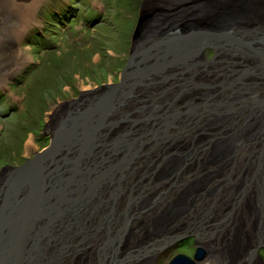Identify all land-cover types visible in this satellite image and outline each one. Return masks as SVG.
<instances>
[{"label":"bare ground","instance_id":"bare-ground-1","mask_svg":"<svg viewBox=\"0 0 264 264\" xmlns=\"http://www.w3.org/2000/svg\"><path fill=\"white\" fill-rule=\"evenodd\" d=\"M177 1L180 3L193 1L192 3L196 5L194 8H196L199 15L205 14L204 11L208 9L205 8V6H200H203V4L207 3L206 1L209 0ZM225 2H229V5L236 6L234 3L239 2V0H211L210 5L215 4L216 8L222 12L224 9L221 8V6L225 4ZM248 2L252 1L248 0ZM43 3H45V1ZM43 3H41V0H14L17 21L11 24L5 21L4 25L0 26V86H4L7 82V79L3 78L2 74L8 70H12V66L15 65V61H18L19 57L14 53L10 54L9 41H12L13 38L18 37L20 34L25 36V34L30 33L32 29L37 30L40 28L35 19L38 14L35 18L33 16L37 12V9L41 7L40 4ZM229 8L233 13L234 8L232 6H229ZM210 9H212V7H210L207 12H209ZM170 11L171 9L164 11L163 16L166 19L168 18ZM236 11L238 10L236 9ZM172 13H174V9L172 10ZM252 15L255 16L254 13ZM158 16L160 17V14H158ZM231 16L233 17L234 15L231 14ZM245 17L246 14H240L239 18L241 21L238 22L239 29L236 28L237 30L235 31H241L242 28L245 30H242L245 34V32L249 30L250 24L254 25V23H243L242 20ZM209 21H205V23L210 27H213L210 29L219 28L217 25L222 23L219 19H210ZM236 22L237 21L231 23L229 27H232ZM258 31L259 30H257V32ZM257 32H253V34H256ZM243 38L254 40V38H251V34H247L246 37L242 36V39ZM256 45H258V49L260 47L261 50H264V45L257 43ZM251 46L252 48H249V52H251V54L259 51L254 47L255 43ZM263 52L264 51H261L258 54H262ZM236 53L238 52H235V54H232V57H230L229 63L232 68L229 70L234 71L236 69V74L238 75L237 71L240 70V65L244 64L240 62L237 65L235 64V61L239 60ZM248 55L251 56L250 54ZM207 60H209L208 63H216L213 62V59L211 58H208ZM251 61L254 65L258 64V61L255 58H253V60L251 59ZM11 62L13 64H10ZM223 67L225 68L219 70L217 65H210V69L208 68L209 72L205 73L209 78H203V76L200 77V74L198 76L200 78H198L194 74V70L196 68L192 69V71H187L181 70L178 67L180 73H184L179 83L183 84L182 82L184 79H193V81H195L194 83L190 81L192 93L199 92L201 98L208 97L211 103L219 97L215 105H213L214 108L208 106H196V108L194 106L192 107V112L190 114V112H187V110L183 107L185 102L190 98H181L183 103H178V101H182L181 99H178L168 108H160L159 111L162 112V115L160 114L162 119H159L155 115L152 119L137 123L135 131L133 126L132 131L129 133L127 131L124 132L123 130L121 133L114 136H112V134L107 135L110 142H101L98 144L94 151L98 149L96 155H99L107 160V164L110 162L114 164H121L124 167H126V165L129 166V170L126 171V186L123 187L124 189L122 194H135L139 193L140 189H143L147 195L146 197H156L159 200H157L158 202H153V200L149 203H145L142 200L139 205L137 204L136 213L129 222L125 221L128 219V217H125L118 223L113 224L112 222H109L103 229H99L97 231L94 229L87 230L86 235L90 234V241L88 242L87 248L81 252L77 251L78 249L75 247L73 249L59 248L60 253L63 255V257L60 258L63 259L60 260V264H109L106 257L108 256L107 258L110 260L112 253H114L113 255H118L117 253L124 255V253L126 254L133 250L135 251L134 256L136 257H134V259L127 264H152V260L160 251L175 244L174 241H171L174 239H176L178 243H181L184 240L189 241L191 239L195 245L197 244L198 246L204 248L206 252L203 259L199 262L193 260L195 264H256L253 262V258L257 257H260L262 263L264 264V259L260 252L261 249H264V101L262 100L264 99V71L261 72L259 68V71H253V73H250L249 77L244 79L243 85L246 84V80L249 82L254 80L255 86H252L253 83H250L242 87L241 83H232L236 80L234 72H227L228 67L225 64ZM7 74L9 73L7 72ZM179 78L180 77L178 76L176 78L174 77V80L179 81ZM160 79H162V77H160ZM197 79L202 80L204 83L196 81ZM178 81L174 83H177ZM213 81L215 83H213ZM224 81L228 83L231 82L232 85H234L223 90L222 87L224 88L225 86ZM159 83L160 81L157 82V84ZM216 83L222 85L221 89L223 92L220 95L214 93V90H210L211 88H215ZM170 84V82L167 83V81H165L157 86L168 87L171 86ZM187 84L185 83V85ZM216 88L218 89H215L218 91L217 93L222 91L218 85ZM93 89L95 88H92V90ZM92 90L88 91L92 92ZM128 90L131 92L133 91L134 93H127V95L124 94L123 97L126 99L122 108L124 111L132 110L136 105L145 104L144 102L147 103L149 101V95H153L154 92L147 91V86L143 89L136 85H133L132 88ZM228 93L232 96H229ZM245 93V96L241 95ZM155 95L156 96H153L151 99L156 97L158 98L162 95V93H156ZM83 100L82 102H85ZM93 102V99H88L87 103H85L87 105L89 103L92 104ZM150 103L151 104H148L149 106H153V109L159 105L157 103L152 104L153 102ZM219 103H221V105H219ZM190 104L194 105V103L191 102ZM83 105L81 108L87 109L84 108L86 105ZM222 105H230L232 110L228 112ZM63 108L64 106L58 104L57 118L52 117L51 119L54 120L48 121L49 125H51L46 127V135L49 137L52 133L63 136L58 140L65 138L68 134L74 135L76 132L79 133L80 131H85L86 129V127H82L81 125L76 126L81 124V122L78 124L70 123V121H73V118H70V121L67 119L72 117L70 113L72 108ZM178 108L180 109L178 110ZM62 110L65 111L66 114L62 115ZM198 110H200V112L194 116ZM81 111L84 112L83 110ZM120 112L122 111L119 110L117 113L120 114ZM148 112L154 111L149 110ZM103 120L109 121L110 118L106 117ZM159 120L165 124V128L159 137L160 141L157 140L158 138H155V140L148 138V133L150 130L157 127L156 122ZM101 122L103 121H100V123ZM96 124H99V122ZM82 125H85V123ZM160 130L161 129H159V133L161 132ZM118 138L119 140L117 141ZM95 140H98V138L94 139V142L98 143ZM109 140L107 139V141ZM140 140L142 142L144 141V143H141ZM48 141L49 143L52 142L50 139H48ZM73 142L75 143L74 140ZM117 147L121 148L122 151L117 150ZM151 148L152 151H148ZM227 153L228 157L222 156ZM253 156L255 158H253ZM32 157L33 155L31 158ZM220 157L223 158L224 161L230 157L229 163H233L232 168L223 169L227 166L223 164L224 162L219 161ZM212 159L219 161L220 166H223L222 171L218 168L217 170L211 167L212 164H215ZM200 161H204V163L200 165L193 164L194 162ZM238 162L239 164L237 169L239 170L238 172H234ZM23 163L24 162H22V164ZM208 163H210V165H208ZM20 165L21 164L18 166ZM64 166L65 165L62 167ZM200 166L201 168L196 170ZM253 166L257 167L256 170L252 169ZM2 167L3 166L1 165L0 171H6V169H2ZM60 167L61 166H59V168ZM150 167L152 170H150ZM52 168L53 167L50 166V169ZM103 169L113 170L110 165H105ZM104 170L103 172H105ZM114 170L117 171L116 169ZM134 170H139V173L144 177L141 178L140 174H134ZM141 170H143V172ZM219 172L230 173L232 176L236 175L238 179L236 182L229 185L226 182L224 184L223 180L215 184V179L220 174ZM65 173V170H62L59 174L61 175V178L67 182V184H70V188L72 184H79L82 181H88L90 184L83 183L85 185H89L88 187L93 185V182L89 181L87 179L88 176L86 175L84 177H78L73 181L71 176ZM221 175L223 176L225 174L222 173ZM114 176L115 173L109 174V178H114ZM1 177H4L2 173H0V190L7 184ZM159 177L162 179V182ZM89 178H91V175ZM128 182L129 185L127 184ZM222 184L224 187H222ZM110 186L112 185H94L97 191L96 194L102 195L101 192H104L103 189L105 190ZM82 187L83 186L79 188V186L77 187L76 185V188H78L77 194H79V190L83 189ZM203 187L206 189L204 198L205 202L203 204H200V206L189 204L188 207L183 206L177 209V203L173 202L176 198L173 196L176 195L177 197V195H179L182 197L183 195L184 197L179 200V202H183L186 197H189L188 201L190 203L195 199V192L193 190L199 188L201 189ZM111 188L112 187H110L108 191ZM165 190L172 191L167 193ZM221 190H224V192L227 190L224 193V196L222 195L218 198L217 202L216 200H212L214 197L213 191L218 192ZM191 191H193V193L190 194ZM80 197L85 200L87 198V194L81 193ZM110 197L111 196L108 194L104 195V198H107V200L110 199ZM223 197L226 199L229 198L227 200H231V198L234 200L235 197L237 198V201L234 200L232 202V209L231 206L229 207V204H226L227 202L225 201L227 200ZM101 198L103 199V197ZM126 198L127 197H124L122 199L125 200ZM122 199H119L118 201ZM123 202V200L119 202L120 207L125 209L126 205ZM169 205L170 207H168ZM94 208H97V205H95ZM146 208L147 210H145ZM209 210H211V213H207L210 212ZM180 211V216H182L178 217L180 220L176 219L177 221L175 220L176 222H174L169 229H166L165 231L163 227L164 223L173 219L175 215H177L176 212L179 214ZM96 212L97 211L94 213ZM119 212L120 211H118V213ZM50 216L57 219V215ZM223 216H226L225 220L219 223L218 220ZM103 222L105 223L106 221L103 220ZM47 223L48 222H46L45 226L51 228H55L58 225L57 220L48 224ZM28 224L29 223L27 221L25 224L18 227L20 231H18L19 234H17L16 238L22 237V230H24V228L26 229L25 226ZM148 226L150 227L148 230L149 234L146 231ZM156 227H158V231L155 230ZM31 228L36 231L41 229L38 227V224L34 227L31 226ZM5 229L6 226L4 227L2 225L1 232ZM179 230L181 231L179 232ZM51 231H53V229H51ZM78 231L82 232V229H79ZM1 232L0 246L6 244V241L4 240L5 235H2ZM95 232H99V235L95 234ZM33 234H35V231H33ZM106 234H110L111 238L118 237V235L121 234V239H119L118 242L116 241L117 248L115 252H110L112 242L108 240L110 238L106 237ZM187 234L190 236L184 239ZM18 242L20 243V241ZM27 242H21V247H27ZM160 242L164 245L163 248L159 249V251L149 252L152 243L158 246L162 245ZM31 243H29V246ZM137 246L140 248L135 249ZM144 246L148 247L146 248V253L139 252L137 255L136 252L143 250L141 248ZM257 246H259V248ZM16 247H18V245H16L15 248ZM75 254L77 256H75ZM179 254L181 255V253ZM2 255H0V257ZM4 257L2 256V258ZM104 257L105 262L107 263H103Z\"/></svg>","mask_w":264,"mask_h":264},{"label":"water","instance_id":"water-1","mask_svg":"<svg viewBox=\"0 0 264 264\" xmlns=\"http://www.w3.org/2000/svg\"><path fill=\"white\" fill-rule=\"evenodd\" d=\"M251 1L252 2H248V0H239V2L234 3L236 6L229 5V2H225V4L221 6L224 10L220 12L219 9L216 8L215 4L210 5L211 0H209L205 3L209 4L208 6L205 4L200 6H205V8L208 9L212 7L209 12H207L208 9L206 11L199 10L204 11L205 14L203 15H199L197 13L196 8H194L196 5L192 3L193 1L186 2L183 5V7L188 10V18H185V22L190 21V24L187 22V25H179L178 28L170 32L167 27L168 24L165 22L166 25L164 30H162V32H157L156 30L153 34H146L142 23L147 20L148 17H153L156 20L159 19L158 16L155 17L157 11L146 15V1L143 2V6L140 8L138 25L135 30V34L133 35L129 57L125 63L126 65L120 72L118 82L110 85H102L92 90V92H81L76 99L62 104V106L66 109L72 108V110H70L72 117H69L67 120L70 121V118H73V121H70V123L78 124L81 122V124L76 126L81 125L82 127H86L85 131L82 130L79 133L76 132L74 135L68 134L65 138H62L64 141L62 139L58 140L63 137L62 135L52 133L50 135L52 142L49 146H47V148L41 152L35 153L32 158L26 159V161H24V163L20 166L2 167V169H6V171H0V173L4 175V177L1 178H3V181L7 184L5 186L6 190L5 187L0 190V232L2 225L4 227L6 226V229L1 232L2 235H5L4 240L6 241V244L0 246V255L3 254L2 256H5L4 258H2V256L0 257V264H60V260H63L60 258H62L63 255L60 253L59 248L73 249L75 247L78 249L77 251L81 252L87 248L88 242L90 241V234L86 235L87 230L94 229L97 231L99 229H103L109 222H112L113 224L118 223L125 217H128L125 221L129 222L136 213L137 204L139 205L142 200L145 203H149L153 200V202H156L159 200L156 197H146L147 195L143 189H140L141 193L122 194L124 189L123 187L126 186V171L129 170V166L126 165V167H124L121 164H114L110 162L107 164V160L99 155H96L98 149L96 151H94V149H96L98 144L101 142H110L107 135L112 134V136H114L121 133L123 130L124 132L127 131L129 133L132 131L133 126L135 131L137 123L152 119L155 115L159 119H162V112L159 111L160 108H168L178 99L190 98L185 102L186 106H183L187 112H190V114L192 112L191 109L194 106L213 107L219 97L211 103L208 97L201 98L199 92L192 93V89L182 90L176 95L169 96V92L175 88V84L172 83L170 88L157 86L165 81H167V83H171L175 81L174 77L176 78L177 76L180 77L179 81L176 80L178 81L176 83L179 84L178 86H183L185 83H190V81L192 83L195 82L193 79H184L182 82L183 84L179 83L184 73H180L178 67L181 70L187 71H192V69L196 68L194 70V74L197 77L200 74V77L203 76V78H209L205 73L209 72L210 65H217L219 70H222L225 68L223 67L225 64L228 67L227 72H234V76H236V80L232 83H241L242 87L253 83L252 86H255L254 80L252 82L246 80L245 85H243V81L246 77H249L250 73H253V71H259V68L261 72L264 71V52L262 54H258L264 50H261L260 47L258 49V45H256V43L264 45V0ZM229 6L234 8L233 13L230 11ZM236 9L238 11H236ZM253 13L255 16L252 15ZM231 14L234 16L232 17ZM240 14H246V17L242 20L243 23H254V25L250 24L249 30H247L245 34L243 32L245 30L242 28L241 31L238 30L239 32L235 31L239 29L238 22L241 21L239 18ZM210 19H219L222 21L221 24L217 25L219 28L210 29L213 27H210L205 23V21H209ZM235 21L237 22L232 27H229V25ZM257 30L259 31L257 32ZM253 32L257 33L253 34ZM247 34H251V38H254V40L242 39V36L246 37ZM254 43V47L259 51L251 54V52H249V48H252L251 45H254ZM206 51L212 52L211 59H213V62L216 63H208L209 60L205 59ZM235 52H238L236 54L239 59L238 61H235V64L237 65L239 62L244 64L240 65V70L237 71L239 76L236 74L235 68L234 71L229 70L232 68L229 63L230 57H232V54H235ZM253 58L258 61L257 65L252 63L251 59L253 60ZM160 77H162V79H160ZM159 81L160 83L157 84ZM196 81L204 83L200 79H197ZM213 83L215 82L213 81ZM232 83L225 82L224 88L218 83H216V86L218 85L220 89L222 87L224 90L232 87L234 85H232ZM133 85L143 89L147 86V91H154L153 95H149V101L147 103L144 102L145 104L136 105L132 110L124 111L122 108L126 99L123 96L124 94L127 95V93H134L133 91L131 92L128 90L132 88ZM216 86L210 90H214V93L218 95L222 94V89L221 92L217 93L218 89ZM160 92L162 95L158 98L156 97L151 99L153 96H156V93ZM228 95L232 96L229 93ZM241 95L245 96L246 93ZM88 99H93L94 102L92 104H87V106L86 103ZM82 100L86 103L82 102ZM262 100L264 101V99ZM150 102H153L152 104L157 103L159 105L154 107V109L156 108L154 110L153 106H149V104H151ZM179 102L183 103V100L178 101V103ZM190 102L194 103V105L190 104ZM83 104L86 105L84 108L87 109L81 108ZM219 105H221V103H219ZM222 106L228 112L232 110L230 105ZM179 109L180 108H178V110ZM119 110L122 111L120 114L117 113ZM149 110L154 112H148ZM199 112L200 110H198L194 116ZM61 114L64 115L66 112L62 110ZM106 117H109L110 120L104 121L103 119ZM100 121L103 122L100 123ZM97 122H99V124H96ZM83 123H85V125H82ZM156 123L157 127L150 130L148 133L150 136L147 135V137L152 138L153 140L158 138L157 140L160 141L159 137L165 128V124L161 120ZM50 125L48 123L46 127ZM159 129H161L160 133ZM96 138H98V140L95 141L98 143L94 142V139ZM107 139L109 141H107ZM118 140L119 138L117 141ZM141 143H144V141H141ZM152 148L148 151L151 152ZM116 149L122 151L119 147ZM107 155L109 156L108 153ZM222 156L228 157V153ZM212 160L215 164H212L211 167L215 169L218 168L220 171H222L223 166H220L219 161L224 162L223 164L227 166L223 169H231L233 166V163H229L230 157L225 159V161L221 157L219 161L214 159ZM193 164L200 165L201 163L194 162ZM238 164L239 162L237 163L234 172H238ZM63 165L65 166L62 167ZM105 165H110L113 170H104L103 168ZM208 165H210V163H208ZM50 166L53 168L50 169ZM59 166L61 167L59 168ZM199 168H201V166L196 170ZM256 168V166H253L252 169L256 170ZM62 170H65V174L70 175L73 181L78 177H84L86 175L88 176L87 179L93 182V185L88 187L89 185L83 184L88 183V181H82L79 184L76 183L75 185L71 183L72 185L70 188V184H67V182L61 178V175L59 174ZM103 170L105 172H103ZM150 170H152L151 167ZM141 171L143 172V170ZM110 173H115L114 178H109ZM133 173L137 175L140 174L139 170H134ZM219 173V175L217 173L218 176L215 179V184L223 180L224 184L226 182L229 185L236 182L238 179L236 175L232 176L230 173ZM222 173L225 175L222 176ZM90 175L91 178H89ZM140 175L141 178L144 177L142 174ZM160 181L162 182L161 178ZM127 184L129 185V182ZM76 185L77 187L79 186V188L83 186V189L79 190V194H77L78 188H76ZM94 185H112L110 186L112 188L108 191L110 187H105L106 189H103L104 192H101L102 195H99L96 194L97 191ZM222 187H224L223 184ZM165 191L170 193L172 190ZM193 191L195 192V199L190 203L188 201L189 197H186L183 202H179V200H181L184 196H173L176 198L173 202L177 203V209L183 206L188 207L189 204L200 206V204L205 202L204 198L206 189H204V187L201 189H194ZM193 191H191L190 194L193 193ZM226 191L227 190H225V192ZM213 192L214 197L212 200H216V202L217 199L222 195L224 196L225 193L224 190ZM81 193L87 194V198L85 200L80 197ZM106 194L111 196L110 199L107 200V198H104V195ZM101 197H103V199ZM124 197L127 198L124 200L122 199ZM119 199L124 201L123 203L126 205L125 209L120 207L119 202L122 200L118 201ZM95 205H97V208H94ZM168 207H170V205ZM94 210L97 212L94 213ZM116 210L120 212L118 213ZM145 210H147V208ZM209 211L210 212L207 213H211V210ZM176 213L178 217H182L180 216L181 211L179 214L178 212ZM50 215H57V219ZM54 220H57V227L51 228L45 226L46 222L50 223ZM103 220L106 222L104 223ZM27 221L29 224L25 226L26 229L24 228V230H22V237L16 238L17 234H19L18 231H20L18 227L25 224ZM37 224L38 227L41 228L38 230L39 232L31 228V226L34 227ZM51 229H53V231H51ZM79 229H82V232L78 231ZM33 231H35V234H33ZM95 234L99 235V232H95ZM188 236L190 235L187 234L184 239ZM106 237H109L110 239H106L112 242L110 252H115L117 248L116 241L118 242V240L121 239V234L115 238H111L110 234H106ZM18 241H20V243ZM23 241L25 243L28 241V248L21 247V242ZM171 241H174V243L177 242L176 239ZM29 243H31L30 246ZM16 245H18V247L15 248ZM151 245L152 246L151 249H149V252L159 251V249L164 246L163 244L157 246L153 243ZM257 247L259 248V246ZM137 248L140 247H135V249ZM146 248L148 247L144 246L141 248L143 250L137 251L136 254L139 252L146 253ZM134 252L135 251L133 250L129 253H124V255L119 253H117L118 255H113L114 253H112L110 260H108V256L106 259L109 264H127L130 263L134 257H136L134 256ZM205 252L206 251L203 247L196 244L192 258L187 257L186 255L178 254L172 257L167 264H195L194 261L199 262L203 259ZM75 256L77 255L75 254ZM253 259L254 263L263 264L260 257ZM107 262H105L104 257L103 263Z\"/></svg>","mask_w":264,"mask_h":264},{"label":"rangeland","instance_id":"rangeland-1","mask_svg":"<svg viewBox=\"0 0 264 264\" xmlns=\"http://www.w3.org/2000/svg\"><path fill=\"white\" fill-rule=\"evenodd\" d=\"M144 1L146 15L154 11L155 17L160 14L157 20L148 17L142 23L146 34L162 32L166 24L170 32L179 25L190 24L185 22L188 10L183 7L187 1L41 0L43 4L33 16L38 14L35 19L40 28L9 41L10 54L19 57L12 70L7 71L9 74H2L7 82L0 86V166L22 165L50 145L46 125L52 117L56 118L58 104L76 99L79 93L101 84L118 82ZM168 9L171 11L166 19L163 15ZM176 92L170 91L169 96ZM232 199L225 201L229 207L237 198ZM176 219L178 215L164 223V230ZM194 251L191 239L176 242L160 251L152 264H166L179 253L191 257ZM260 252L264 259V249Z\"/></svg>","mask_w":264,"mask_h":264},{"label":"clouds","instance_id":"clouds-1","mask_svg":"<svg viewBox=\"0 0 264 264\" xmlns=\"http://www.w3.org/2000/svg\"><path fill=\"white\" fill-rule=\"evenodd\" d=\"M5 21L9 24L17 21L14 0H0V24Z\"/></svg>","mask_w":264,"mask_h":264}]
</instances>
